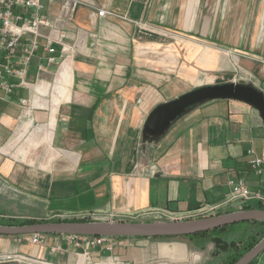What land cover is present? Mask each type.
I'll use <instances>...</instances> for the list:
<instances>
[{"label":"crops","instance_id":"crops-1","mask_svg":"<svg viewBox=\"0 0 264 264\" xmlns=\"http://www.w3.org/2000/svg\"><path fill=\"white\" fill-rule=\"evenodd\" d=\"M84 1L71 15L64 0H42L55 29L66 34L67 49L57 45L62 69L45 75L61 91L41 101L34 121L20 122L18 99L26 91L8 95L0 89V177L41 201L52 216L69 219L193 211L223 202L231 178L256 188L248 150L264 157V120L249 103H204L154 144L144 145L143 129L158 104L199 85L243 78L264 91V0ZM97 8L112 14L99 16ZM229 50L237 52L239 67ZM198 77L205 82L196 83ZM34 122L46 154L42 161H25L16 148ZM241 202L223 213L240 209ZM58 235L48 234L45 246L27 235L3 240L0 263L26 264L5 260L18 254L52 264L223 263L210 260V245L202 249L189 238L112 237L109 250ZM56 244L60 250L52 252ZM253 264H264V251Z\"/></svg>","mask_w":264,"mask_h":264},{"label":"built area","instance_id":"built-area-1","mask_svg":"<svg viewBox=\"0 0 264 264\" xmlns=\"http://www.w3.org/2000/svg\"><path fill=\"white\" fill-rule=\"evenodd\" d=\"M64 3L73 15L78 6L85 1L64 0ZM44 10L45 5L42 0H0V89L8 95L14 93L17 88L26 91L25 95H21L18 99L20 122L30 116L34 121L35 111L42 107L41 101L50 94L61 91L59 84L47 80L45 75L52 72L53 68H56V74L62 69L65 58L59 54L57 45L61 44L63 51L67 49L64 41L66 34L63 30L55 29L54 22ZM97 13L99 16L112 14L105 8H97ZM229 53L239 66L237 52L229 50ZM36 58L39 59L36 77L35 80L30 81L28 74ZM262 62L264 64V60ZM248 154L250 169L259 180L258 186L252 188L243 178H231L229 195L221 203H207L193 211L181 213L163 209L141 213L111 211L98 216L95 213L80 214L78 218L107 221H138L140 217L152 218L156 221L193 219L221 214L236 200L242 201L240 209L249 205L251 201H256L257 205L264 207V157L259 156L253 148L248 150ZM150 172L152 175L158 172L156 164L151 165ZM29 237L32 244L47 245L48 234L32 233ZM58 237L70 241L82 240L91 246L100 245L109 250L113 248L110 236L59 234ZM50 248L52 252L60 250L58 244ZM5 257L6 261L14 260L26 264H52L20 254Z\"/></svg>","mask_w":264,"mask_h":264},{"label":"water","instance_id":"water-1","mask_svg":"<svg viewBox=\"0 0 264 264\" xmlns=\"http://www.w3.org/2000/svg\"><path fill=\"white\" fill-rule=\"evenodd\" d=\"M217 99H237L258 109L264 120V91L243 78L223 83L204 84L158 104L148 115L143 129L144 145L158 143L170 127L198 106ZM264 222V209H238L217 215L150 221H38L19 225L0 224V235L32 233L73 234L110 237H179L214 230L240 222ZM264 251L263 238L233 264H250Z\"/></svg>","mask_w":264,"mask_h":264},{"label":"rangeland","instance_id":"rangeland-1","mask_svg":"<svg viewBox=\"0 0 264 264\" xmlns=\"http://www.w3.org/2000/svg\"><path fill=\"white\" fill-rule=\"evenodd\" d=\"M239 67V66H238ZM198 81H195L198 84L204 83V78L198 77ZM218 80L213 81V83H217ZM180 93L179 95H181ZM178 95V96H179ZM36 122H34L33 125L30 126L29 129H27L24 136L19 141L16 150L19 153H22V157L20 159L29 158L30 161H33V158L36 161H42L45 156V148L43 145H45L44 140L42 139V135L39 132V127H36ZM35 143L42 144L40 147H36V149H33ZM32 145V146H31ZM13 151L11 154H16L17 151ZM7 179L0 177V216L4 217H11L14 219H28V218H38V219H52V218H61L58 216H52V214L48 211V209L45 208L44 204L41 203L39 200L32 199L31 197H28L24 195L21 192L16 191L12 187L9 186L7 183ZM255 203H257L255 201ZM65 219V218H62ZM141 220H148L145 218H139L138 221ZM151 220H153L151 218ZM242 228H245V223H236L235 225H230L228 229L225 231V233L230 232H237L241 230ZM29 236V234H26ZM239 232L235 234V236H238ZM21 236V235H16ZM13 235H0V250L4 247V241L9 238H12ZM182 239V238H180ZM242 239V237H241ZM213 250L209 253L210 260L214 262H223L222 258L220 256H216L214 254V244L208 243ZM209 264V263H208Z\"/></svg>","mask_w":264,"mask_h":264},{"label":"trees","instance_id":"trees-1","mask_svg":"<svg viewBox=\"0 0 264 264\" xmlns=\"http://www.w3.org/2000/svg\"><path fill=\"white\" fill-rule=\"evenodd\" d=\"M251 208H260L264 209L261 205H246L243 209H251ZM234 211L229 210L227 212ZM91 219L85 218H52V219H38V218H28V219H14L11 217H1L0 216V224L5 225H19V224H27L38 221H87ZM245 228L237 231L239 232L238 236H235L237 232L225 233L230 225L216 228L210 231H204L197 234L187 235V236H179V237H155L160 239H171V238H189L197 241V245L204 249L208 243L214 244V254L220 258H222V264H233L236 262L241 256H243L248 250L254 247L264 236V222L257 220H250L245 222ZM233 225V224H232ZM235 225V224H234ZM242 237V239H241ZM256 260V259H255ZM251 262L253 264L255 262Z\"/></svg>","mask_w":264,"mask_h":264},{"label":"flooded vegetation","instance_id":"flooded-vegetation-1","mask_svg":"<svg viewBox=\"0 0 264 264\" xmlns=\"http://www.w3.org/2000/svg\"><path fill=\"white\" fill-rule=\"evenodd\" d=\"M1 217H4V216H1ZM0 264H3V263H0Z\"/></svg>","mask_w":264,"mask_h":264}]
</instances>
